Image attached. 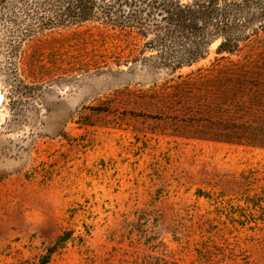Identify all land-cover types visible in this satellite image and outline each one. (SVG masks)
Wrapping results in <instances>:
<instances>
[{
	"label": "rangeland",
	"instance_id": "rangeland-1",
	"mask_svg": "<svg viewBox=\"0 0 264 264\" xmlns=\"http://www.w3.org/2000/svg\"><path fill=\"white\" fill-rule=\"evenodd\" d=\"M36 10L0 0V264H264L261 18L177 66L152 35Z\"/></svg>",
	"mask_w": 264,
	"mask_h": 264
},
{
	"label": "trees",
	"instance_id": "trees-1",
	"mask_svg": "<svg viewBox=\"0 0 264 264\" xmlns=\"http://www.w3.org/2000/svg\"><path fill=\"white\" fill-rule=\"evenodd\" d=\"M33 5L36 13L50 12L45 27L97 20L144 37L152 35L149 47L177 66L203 58L218 39L220 52L237 51L257 18L264 29V0H33ZM241 89L236 84L226 96L230 102L226 111L235 119L242 111ZM235 119L228 121L224 138L243 141L245 131Z\"/></svg>",
	"mask_w": 264,
	"mask_h": 264
}]
</instances>
